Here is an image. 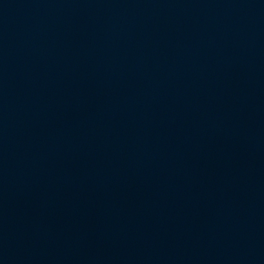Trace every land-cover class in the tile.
<instances>
[{
    "label": "water",
    "instance_id": "95a60500",
    "mask_svg": "<svg viewBox=\"0 0 264 264\" xmlns=\"http://www.w3.org/2000/svg\"><path fill=\"white\" fill-rule=\"evenodd\" d=\"M0 264H264V0H0Z\"/></svg>",
    "mask_w": 264,
    "mask_h": 264
}]
</instances>
